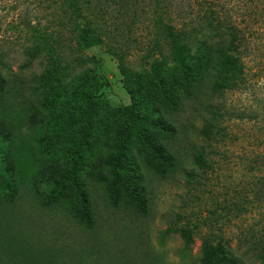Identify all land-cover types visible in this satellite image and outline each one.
I'll return each mask as SVG.
<instances>
[{
  "label": "rangeland",
  "instance_id": "1",
  "mask_svg": "<svg viewBox=\"0 0 264 264\" xmlns=\"http://www.w3.org/2000/svg\"><path fill=\"white\" fill-rule=\"evenodd\" d=\"M178 1L190 12L187 0ZM214 1L217 8L227 2L233 12L243 7L238 6L241 0ZM190 2L196 8V0ZM104 3L108 12L99 24L106 33L112 32L104 36L109 45L86 50L85 55L94 60L85 67L96 68L104 81L97 102L100 119L109 120L113 110L133 102L132 84L151 81L157 74L180 73L183 68L172 60L168 42L156 33L151 17L154 0ZM33 8L31 0H0V51L6 52L8 65L3 75L18 73L13 77L30 89L41 74L55 77L43 56L28 68L20 67L26 41L17 25ZM253 23L246 28L250 49L241 55L243 72L235 84L215 91L205 78L191 94L179 93L177 109L164 112L177 130L171 145L179 155L180 169L165 178L149 173L147 215L137 214L126 202L113 204L104 185L94 183L86 187L92 227L78 224L63 202L44 206L37 200L30 188L31 156L20 151V158L25 156L21 165L27 161L22 173L25 183L13 195L0 186V264H198L205 241L225 246L233 264H260L264 256V21ZM218 40L214 32L197 28L192 53ZM109 50L123 56L128 78ZM78 72L64 79L55 96L44 90L43 95L31 97L42 104L44 114L60 116L56 129L50 126L48 131L54 158L76 153L83 139H89L86 122L72 111L69 101L58 104L76 88ZM206 123L214 127L210 137L199 133ZM20 136L27 141L28 132L21 128ZM198 154L204 165L195 163ZM184 230L190 231V243L185 242Z\"/></svg>",
  "mask_w": 264,
  "mask_h": 264
},
{
  "label": "trees",
  "instance_id": "2",
  "mask_svg": "<svg viewBox=\"0 0 264 264\" xmlns=\"http://www.w3.org/2000/svg\"><path fill=\"white\" fill-rule=\"evenodd\" d=\"M104 1L108 0H31L35 8L17 25L26 41L21 51L25 61L20 67L28 68L43 56L55 73V77L41 74L33 89L13 77L17 72L11 73L12 81L11 76L3 75L8 65L6 52L0 51V186L8 187L13 195L25 183L22 173L27 161L21 165L25 156L20 158V151H25L33 162L29 180L37 200L44 206L63 202L76 222L86 228L92 227L93 214L86 192L89 184L104 185L113 204L126 202L137 214L147 215L149 173L165 178L180 169L179 155L171 145L177 130L164 112L177 109L179 93L191 94L205 78L210 79L215 91L232 87L243 72L241 55L250 49L246 28L264 21V0H241L238 6L243 7L234 12L227 2L217 8L214 0H193L196 8L187 0L190 12L178 0V5L174 0H154V28L170 45L172 60L182 66V72L157 74L151 81L132 84L129 91L133 102L113 110L109 120H101L97 101L104 81L96 74V68L85 67L94 60L85 52L109 45L104 36L112 32L106 33L99 24L105 10L108 12ZM124 1L128 0H119V4ZM228 1L230 4L233 0ZM38 11L44 14H36ZM196 27L214 32L219 40L192 53L191 39ZM116 50L109 51L117 56L121 72L128 78L123 56ZM77 70L76 88L58 104L63 106L69 101L72 111L86 122L84 132L89 139H83L76 153L65 152L62 158H54L48 131L50 126L56 129V118L60 116L44 114L42 104L31 97L43 95L44 90L55 96L64 79ZM21 128L28 132L27 141H21ZM213 129L206 123L199 133L210 137ZM31 143L35 150L30 148ZM195 163L205 164L202 154L196 156ZM182 235L186 243L191 242L189 230ZM233 263L225 246L203 242L198 264ZM260 264H264V256Z\"/></svg>",
  "mask_w": 264,
  "mask_h": 264
}]
</instances>
